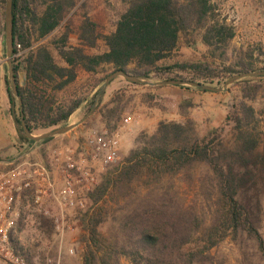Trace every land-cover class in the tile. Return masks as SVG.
<instances>
[{"label":"trees","instance_id":"16d2710c","mask_svg":"<svg viewBox=\"0 0 264 264\" xmlns=\"http://www.w3.org/2000/svg\"><path fill=\"white\" fill-rule=\"evenodd\" d=\"M122 1L125 8L106 33L98 20L80 13L88 0H13V63L32 133L69 124L80 108L90 111L105 78L118 69L216 85L234 74L264 70V61L258 64L252 50L240 47L229 54L237 28L214 0ZM5 3L0 0L3 12ZM60 27L63 32L51 44H37ZM73 32L78 44L69 42ZM100 41L104 51L88 52ZM200 45L205 48L200 59L178 58L181 47L197 51ZM81 72L87 79L77 84ZM5 81L17 105L7 76ZM233 85L241 86L242 99H231L224 119L206 134L188 115L193 101L185 100L179 103L184 121L160 120L153 132L141 131L129 153L101 174L79 216L85 231L83 264H217L213 249L242 234L256 239L264 251V237L242 200L249 158L262 140L260 112L250 101L264 96V75ZM103 95L97 111L114 131L125 115L126 93L117 89L106 102ZM141 101L161 107L153 90L144 92ZM15 119L27 148L54 138L35 143L22 130L20 108ZM48 220L42 215L41 226Z\"/></svg>","mask_w":264,"mask_h":264},{"label":"rangeland","instance_id":"374dc122","mask_svg":"<svg viewBox=\"0 0 264 264\" xmlns=\"http://www.w3.org/2000/svg\"><path fill=\"white\" fill-rule=\"evenodd\" d=\"M217 4L221 15L226 16L232 21L237 33L233 39L229 54L234 56L240 47L252 50L255 61L258 64L264 61V0H214ZM81 3V2H80ZM125 8L122 0H88L87 6L83 12L98 20L104 32H109L115 26V22ZM5 10H0V59L4 64V72L8 77V64L6 62V51L4 50L5 38ZM74 17V24L79 23L81 14ZM75 26V25H73ZM63 32L60 27L52 34L40 40L37 44H51L53 38L58 37ZM70 44H78V36L76 32L71 33ZM54 54L58 58V53L52 47ZM106 49L105 44L100 41L96 48H89L88 52H101ZM201 51L205 48L200 45L199 50L195 51L186 47H181L177 53L181 59H200ZM22 51H20L21 53ZM5 76V77H6ZM24 70L20 71L21 82H24ZM87 79V73L81 72L77 84L84 82ZM160 80L158 78H153ZM131 81L124 77L115 78L104 91V101L109 100L111 95L117 89H123L126 93L128 105L125 115L121 120L119 127H123V135L128 134L127 128L133 124L135 118L142 114H152L156 119L161 120H178L184 121L186 117L180 113L179 103L185 100L193 101V106L189 108L188 115L195 119L197 128L201 135L206 134L214 125L224 119L227 113L228 103L231 99L239 101L242 99L241 86L230 85L223 91H203L199 89H187L175 85H165L164 87L151 88L152 85L146 84H131ZM103 84V83H102ZM214 86H221L211 84ZM102 86V85H101ZM158 86V85H156ZM153 90L157 96L161 107H149L141 101V96L144 92ZM101 95V96H102ZM260 112L259 131L262 135V140L259 147L249 158L248 175L242 181V200L247 205L253 224L258 228L264 237V96L261 95L255 101H250ZM18 111L19 102L15 103ZM89 112V111H88ZM85 108L78 109L71 117L70 123H78L75 127L64 134H71L63 144L40 145L37 148L30 149L32 152L30 158L43 162L50 168L54 175L59 180L61 175V165L55 161V152L65 145L76 148L77 156L85 151L84 142L86 136L94 129L107 128L101 121L97 105L94 111L82 122L84 116L88 113ZM127 117L132 118L131 123H125ZM116 129V130H117ZM47 130H39L36 135ZM110 130V129H109ZM115 131V130H114ZM144 131V130H142ZM148 131V130H146ZM141 131L138 133L140 134ZM60 134L58 136H62ZM135 143L129 137L128 142L124 145V153H129L130 148ZM27 147V145H26ZM124 156L113 162L105 169H101L98 163L96 175L99 179L101 174L110 166L117 163ZM99 181V180H98ZM48 209L50 213H45ZM87 209V203L84 208H67L61 209L58 202L53 196L45 197L39 204H36L32 199L24 203L22 210V218L19 225L16 246L18 251L25 258V264H83V253L85 250V231L82 228L79 216ZM45 215L51 220L47 221L45 226H41V217ZM56 219L60 224L57 228ZM217 259V264H264V251L258 245V242L253 237L247 234H242L239 239H226L218 247L213 249ZM125 264H130L124 261ZM0 264H12L3 260L0 257Z\"/></svg>","mask_w":264,"mask_h":264},{"label":"built area","instance_id":"2783aa9c","mask_svg":"<svg viewBox=\"0 0 264 264\" xmlns=\"http://www.w3.org/2000/svg\"><path fill=\"white\" fill-rule=\"evenodd\" d=\"M125 123H131L127 117ZM124 127V126H123ZM121 127V129H123ZM94 129L85 138V151L77 156L76 148L65 145L55 152L60 166L58 180L43 162L23 154L5 162L0 169V257L12 264H25L16 246L24 203L39 204L53 196L61 209L84 208L87 192L98 183L94 170L99 163L105 169L119 158L122 130ZM45 213H50L48 209ZM56 226L60 228L58 219Z\"/></svg>","mask_w":264,"mask_h":264},{"label":"water","instance_id":"95a60500","mask_svg":"<svg viewBox=\"0 0 264 264\" xmlns=\"http://www.w3.org/2000/svg\"><path fill=\"white\" fill-rule=\"evenodd\" d=\"M4 16H5V44H6V54H7L6 62L8 64V82L10 84V89L12 93L18 98L19 108L21 111L22 130L24 134L28 138L33 139L35 143H37L45 138L55 137L60 134H64L68 132L73 127H75L78 123H70L65 126L53 128L51 130L45 131L38 135L32 133L30 129L28 128V125L24 118L23 101L19 94L18 85L16 81V75H15V69H14V63H13V47H14L13 0H6ZM262 75H264V70L245 71V72H241V73L230 76L229 78H227V80H225V82L221 86H214V85L206 84L200 81H195V80H190V79H181V78L155 80L153 78L143 77L138 74H134L131 72H126L122 69H118V70L111 72L105 78L100 88V91L97 95L95 103L93 104L90 111L84 116V118L80 122L84 121L94 111L97 105L98 98L104 93V91L106 90L110 82H112V80H114L115 78L119 76L124 77L125 79L131 82L138 83V84H146V85H152V86L184 85V86L199 87V88L210 90V91H223V90H226L230 85L234 84L240 79H243L245 77H250V76H262Z\"/></svg>","mask_w":264,"mask_h":264},{"label":"crops","instance_id":"0c3cea01","mask_svg":"<svg viewBox=\"0 0 264 264\" xmlns=\"http://www.w3.org/2000/svg\"><path fill=\"white\" fill-rule=\"evenodd\" d=\"M5 76L4 64L0 59V169L4 167L6 161L23 154L28 155L32 153L29 152L30 149L26 147L27 143L21 141V132L15 119L18 111L16 109L15 102H11L9 98ZM160 120L161 118L156 119L152 114H142L135 118L133 124L127 128L129 135H123V130L121 131L122 137L119 156H125L128 154L124 153L123 148L128 142L129 137L132 139V142L135 143L136 136L140 131L148 130L149 132H153ZM68 137L70 138L72 135L63 134L62 136H55L53 139L42 145L49 146L53 144H63Z\"/></svg>","mask_w":264,"mask_h":264}]
</instances>
